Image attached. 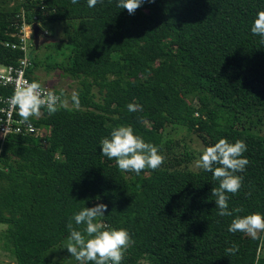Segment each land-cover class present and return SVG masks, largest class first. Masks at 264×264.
Returning <instances> with one entry per match:
<instances>
[{
	"label": "trees",
	"instance_id": "16d2710c",
	"mask_svg": "<svg viewBox=\"0 0 264 264\" xmlns=\"http://www.w3.org/2000/svg\"><path fill=\"white\" fill-rule=\"evenodd\" d=\"M117 2L0 0V63L21 57L4 44L16 41L23 8L28 22L63 29L68 65L57 67L80 85L78 109H45L34 121L48 131L46 144L14 135L4 145L0 249L11 264H63L48 254L67 245L69 222L84 228L74 214L103 203L101 221L134 241L122 264H264V232L228 231L237 215H264V43L251 32L264 0H155L132 15ZM130 103L143 110L129 112ZM121 125L157 146L165 162L136 175L101 155V140ZM179 127L206 147L222 138L246 143L243 185L227 194L229 210L242 212L218 215L211 192L219 182L189 168L183 139L164 138ZM233 245L239 250L226 253Z\"/></svg>",
	"mask_w": 264,
	"mask_h": 264
},
{
	"label": "clouds",
	"instance_id": "9594fccd",
	"mask_svg": "<svg viewBox=\"0 0 264 264\" xmlns=\"http://www.w3.org/2000/svg\"><path fill=\"white\" fill-rule=\"evenodd\" d=\"M144 2L155 0H118L117 7L126 9L132 15ZM72 3L77 4L78 0H72ZM98 3H103V0H87L89 8ZM251 32L261 37V43H264V11L257 13ZM60 96L51 91L45 92L39 82H25L15 90L11 104L18 109L20 122L26 123L31 117L39 116L41 109H46L49 115H53L59 108L66 107L69 101L61 100ZM71 102L75 108L80 107L79 93L74 91L71 94ZM127 108L129 112L143 110L138 103H130ZM100 144L101 155L109 160L114 159L119 170L126 173L140 175L146 168L156 170L166 159L157 146L145 142L142 136L135 134L131 126L115 127L110 137L102 139ZM246 151L247 145L243 140L230 143L222 138L206 147L197 161L199 168L211 173L213 179L219 182L217 187L212 188L211 194L215 197L218 215L221 217H231L234 213L243 211L241 208L229 210L227 194H236L243 185L244 177L238 173H243L249 164V160L243 156ZM107 211V205L103 203L91 208L83 207L74 214L73 219L76 225H84V228H73L71 222L67 225L70 232L67 252L80 264H122L128 248L134 243L127 229L109 228L101 221L100 218L105 217L104 213ZM228 231L256 237L258 232H264V215L259 212L246 216L237 215L231 220ZM238 250V246L233 245L225 251L235 254Z\"/></svg>",
	"mask_w": 264,
	"mask_h": 264
},
{
	"label": "rangeland",
	"instance_id": "374dc122",
	"mask_svg": "<svg viewBox=\"0 0 264 264\" xmlns=\"http://www.w3.org/2000/svg\"><path fill=\"white\" fill-rule=\"evenodd\" d=\"M39 28L42 31H47L50 37H40L38 49L33 48V39L29 42V50L31 52L30 57L37 62V66L31 70V74L35 75L41 85H45L49 90L59 93L62 96V100H68L66 107L71 108V94L75 91L79 93L80 85L79 78L74 79L67 76L59 67H64L67 64L68 51L66 50V44L62 41L63 29L60 27H54L53 30H48L45 26L41 25ZM53 31H55L53 33ZM52 37H51V34ZM53 66V67H52ZM30 75L33 79L34 76ZM95 86H91L89 90V96L93 101L98 102L100 100L99 94ZM34 119L36 117H33ZM165 139H173L177 141L178 138L184 140L183 146L189 151L193 157L189 168L196 170L200 169L197 166L201 154L206 146L195 135L187 133L183 128H167L164 132ZM180 154H176L175 157ZM5 230L4 226L0 225V235ZM0 244V248H1ZM48 257L55 261H61L63 264H77L74 258L67 252V245L62 244L60 247L50 251ZM11 264V256L8 250L0 249V264ZM143 264H149L145 259Z\"/></svg>",
	"mask_w": 264,
	"mask_h": 264
},
{
	"label": "built area",
	"instance_id": "2783aa9c",
	"mask_svg": "<svg viewBox=\"0 0 264 264\" xmlns=\"http://www.w3.org/2000/svg\"><path fill=\"white\" fill-rule=\"evenodd\" d=\"M25 15L24 9L21 8L20 12L15 17V27L18 30V33L16 34L17 39L15 42H6L4 44V47L7 49L19 51L21 57L16 60L14 64L6 65L0 63V90L2 91L0 95V159L4 145L10 136L19 135L33 137L43 141V144H46L45 140L48 137V131L37 128L34 123V121L41 117L42 111L45 109H41V114L39 116H34L36 117L35 119L31 117L28 122L21 123L18 109L11 104V98L14 95L15 90L25 82H33L30 75H32L31 70L34 68V65L32 64V57H30L31 52L29 50V42L33 39L32 25L37 24L40 26V24L28 22ZM33 21H36V17L33 18ZM42 33L43 37H48V32L46 30L42 31ZM32 76H34V80L39 81L35 75ZM41 86L45 92L51 91L45 85ZM51 92L60 96L57 92Z\"/></svg>",
	"mask_w": 264,
	"mask_h": 264
},
{
	"label": "water",
	"instance_id": "95a60500",
	"mask_svg": "<svg viewBox=\"0 0 264 264\" xmlns=\"http://www.w3.org/2000/svg\"><path fill=\"white\" fill-rule=\"evenodd\" d=\"M42 36H43V33L41 29L39 28V26L37 24H33L32 25V38H33V47L35 49H38L39 40H40V37Z\"/></svg>",
	"mask_w": 264,
	"mask_h": 264
}]
</instances>
